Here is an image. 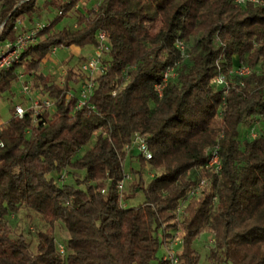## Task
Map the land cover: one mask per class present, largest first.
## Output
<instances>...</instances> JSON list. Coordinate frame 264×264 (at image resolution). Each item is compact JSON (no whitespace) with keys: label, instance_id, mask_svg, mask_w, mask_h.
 <instances>
[{"label":"trees","instance_id":"1","mask_svg":"<svg viewBox=\"0 0 264 264\" xmlns=\"http://www.w3.org/2000/svg\"><path fill=\"white\" fill-rule=\"evenodd\" d=\"M85 1L46 0L41 7L39 0H0V47L15 39L20 20L44 25L38 42L0 72V97L17 94L25 74L34 94L52 102L39 116L21 102L23 118L13 103L0 127V264H170L157 253L159 232L167 239L172 230L183 240L178 264H201L195 242L205 232L215 240V264H264V128L252 139L242 135L264 120V5L100 0L78 13L75 27H61ZM51 7L59 14L38 21ZM100 32L107 36L100 57L107 71L78 109L80 76L69 69L59 84L40 69L55 48H97ZM242 65L251 68L248 76L230 73ZM167 71L173 76L165 83ZM220 76L230 82L226 94L215 83ZM137 137L151 159L129 155ZM214 147L222 163L216 175L207 167ZM127 159L140 163L131 197L143 199L123 206L118 186ZM147 167L157 173L148 183ZM200 177L211 179L208 191L179 216ZM23 208L46 224L35 253L8 224ZM57 223L68 232L64 245Z\"/></svg>","mask_w":264,"mask_h":264},{"label":"rangeland","instance_id":"2","mask_svg":"<svg viewBox=\"0 0 264 264\" xmlns=\"http://www.w3.org/2000/svg\"><path fill=\"white\" fill-rule=\"evenodd\" d=\"M46 0H39V5L42 7ZM49 1V0H48ZM58 3H63L67 0H55ZM100 0H88L85 2H81L77 8L71 12L69 18H65L61 24L62 26L75 27L77 25V16L80 12H86L87 10L96 8L99 4ZM59 14V10L57 8L51 7L47 10H42V15L38 19V21L44 23H50L51 19H54ZM29 29L32 26H27ZM95 54V48L93 46H87L85 48H79L73 46L71 48H57L53 50V52L46 58L43 62L40 71L45 75H49L53 78V80L59 84L63 83V79L67 74L69 69H73L75 73L80 76V67L82 63L86 60L90 59L92 55ZM15 91L17 94L13 95L12 98L8 96L0 97V123L6 124L12 114L11 107L12 104H20L21 102L26 101L19 92V84L15 86ZM261 127L264 128V120L260 121L256 124V126L252 129H243L242 135L244 139H252L255 138ZM148 168V167H147ZM144 169V180L148 183L154 175L157 173L152 169ZM140 163L135 162L131 164L129 159L125 162V171L127 175L130 176V180L126 181L125 188L121 193L123 198V206H127L126 202L129 205H137L142 199L143 196L139 194L137 197H131L132 195V187L134 183L138 182L139 176L133 171L140 170ZM132 172V173H131ZM67 178V177H66ZM65 180L62 183H68V180ZM208 191V190H206ZM129 200V201H127ZM125 203V204H124ZM187 204H185V207ZM9 227L12 230L13 236H18L19 234H24L27 238L28 242L31 244L30 250L35 253L37 249V236L39 231H43L46 228V224L44 221L31 210L23 208L15 218H10L8 221ZM170 238L164 239V234L160 231L159 237L163 240V245L159 249L157 253L158 259H163L164 256L167 255L168 250L171 247H174V250L178 252L181 248V244L179 240L182 239L180 235H178L177 230L170 231ZM68 232L62 223H57L56 226V239L60 244H65L68 239ZM195 246L201 255V264H215L210 260V253L215 247V240L213 234L210 232L203 233L199 239L195 242Z\"/></svg>","mask_w":264,"mask_h":264},{"label":"built area","instance_id":"3","mask_svg":"<svg viewBox=\"0 0 264 264\" xmlns=\"http://www.w3.org/2000/svg\"><path fill=\"white\" fill-rule=\"evenodd\" d=\"M238 5H247V4H257L264 5V0H233ZM24 21L20 20L17 22L14 31L16 32V37L13 41H6L0 47V72L9 69L15 63H17L21 57L22 52L30 45L36 44L38 42V33L44 27L43 24L37 23L32 26L31 29L27 27ZM3 31V26L0 27V34ZM98 41L99 46L95 48V54L91 56L90 59L86 60L82 63L80 67V77L78 83V96L79 101L77 104V108H82L86 103L89 102L90 98L94 94V90L96 87V78L100 75L104 74L107 71V67L104 66L101 62V55L103 49L106 48L105 44L107 42V36L105 33H98ZM177 47L182 52V55L186 54V46L183 42H178ZM55 48L54 50H56ZM232 75H236L239 77L248 76L251 73V68L247 65H242L240 67H236L230 72ZM169 76H173L172 71H167L164 77V82L166 83L167 78ZM216 85L221 87L226 94L230 88L229 80L220 76L215 80ZM18 84H19V92L21 96L28 102L26 104L29 107H32L35 110V116H39L40 113L44 109H48L52 106V102L41 95H35L31 84H29L26 80L25 74H19L18 76ZM164 85L158 84L156 85V90L159 96L162 95V89ZM71 96V95H70ZM69 96V97H70ZM26 112V107L24 105L17 104L15 106V115L23 118ZM35 123H37V119L35 118ZM4 125L0 123V127ZM139 145V153L144 155L146 159H151V155L149 150L147 149L145 140L141 137H137L133 145ZM127 147L130 150L132 147ZM209 170L212 171L213 174H220L222 170V163L219 157V148L214 147L210 150V157L207 164ZM130 179V176H125V179L119 184L118 191L121 193L125 188V182ZM211 184V179L208 177H200L196 184L192 186L190 191L188 192L187 199L183 202L177 210L179 216H182L185 209V204L190 202L193 199H200L204 192L209 189ZM179 243L182 245L183 240L180 239ZM61 253L65 252V248L63 245L59 246ZM164 260L170 262V264H178L177 252L174 250L172 246L170 250H168L167 255L164 256Z\"/></svg>","mask_w":264,"mask_h":264},{"label":"crops","instance_id":"4","mask_svg":"<svg viewBox=\"0 0 264 264\" xmlns=\"http://www.w3.org/2000/svg\"><path fill=\"white\" fill-rule=\"evenodd\" d=\"M139 154H140L139 153V145L138 144L133 145V147L129 150V155L138 156ZM147 169H149V168H147Z\"/></svg>","mask_w":264,"mask_h":264}]
</instances>
